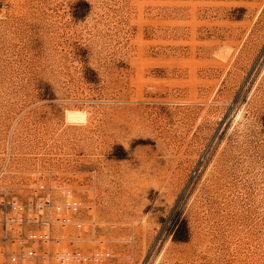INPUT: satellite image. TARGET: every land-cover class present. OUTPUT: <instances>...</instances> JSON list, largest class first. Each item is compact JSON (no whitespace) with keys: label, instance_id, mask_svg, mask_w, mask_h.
<instances>
[{"label":"rangeland","instance_id":"374dc122","mask_svg":"<svg viewBox=\"0 0 264 264\" xmlns=\"http://www.w3.org/2000/svg\"><path fill=\"white\" fill-rule=\"evenodd\" d=\"M40 185L84 223L40 264H264V0H0V194Z\"/></svg>","mask_w":264,"mask_h":264},{"label":"built area","instance_id":"2783aa9c","mask_svg":"<svg viewBox=\"0 0 264 264\" xmlns=\"http://www.w3.org/2000/svg\"><path fill=\"white\" fill-rule=\"evenodd\" d=\"M51 190L40 185L25 202L0 194V264H40L53 257L49 244L61 239L44 232L41 235H28L36 228L27 230V227L41 225L45 231H64L71 225L79 229L84 226L77 217L80 202L72 196V191H67L68 198L56 202L48 194ZM37 245L48 246L36 249ZM114 258L112 252L96 251L92 254L66 253L59 260L63 264H70L72 260L104 264Z\"/></svg>","mask_w":264,"mask_h":264},{"label":"clouds","instance_id":"9594fccd","mask_svg":"<svg viewBox=\"0 0 264 264\" xmlns=\"http://www.w3.org/2000/svg\"><path fill=\"white\" fill-rule=\"evenodd\" d=\"M183 106V105H180ZM222 106V105H217ZM91 113L86 109H67L65 110L64 124L66 127L86 128L91 119ZM248 121L244 118L236 121V127L233 129L236 132H241L248 125ZM127 148L128 146H124Z\"/></svg>","mask_w":264,"mask_h":264},{"label":"bare ground","instance_id":"6f19581e","mask_svg":"<svg viewBox=\"0 0 264 264\" xmlns=\"http://www.w3.org/2000/svg\"><path fill=\"white\" fill-rule=\"evenodd\" d=\"M68 255H70V254H68Z\"/></svg>","mask_w":264,"mask_h":264}]
</instances>
